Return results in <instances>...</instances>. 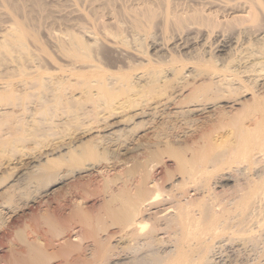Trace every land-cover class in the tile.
I'll return each mask as SVG.
<instances>
[{
	"label": "bare ground",
	"instance_id": "1",
	"mask_svg": "<svg viewBox=\"0 0 264 264\" xmlns=\"http://www.w3.org/2000/svg\"><path fill=\"white\" fill-rule=\"evenodd\" d=\"M15 1L17 2L18 0H6V3L4 0V2H1V4L5 3L6 5L7 3H9L11 4V7H13V9L20 8V10H22V8L19 7L22 6V3L19 1L21 4L19 5ZM30 1L33 6L36 5V7H38L39 3H41L40 0H28V2ZM69 1L71 2V0ZM174 1L175 0H173V2ZM177 1L180 0H176V2L174 3L172 2V0H156V2L152 4L153 6L155 5V7L156 5L158 6V11H164L161 16V18H164L163 20L160 19L162 22L160 25H163L165 30L168 29L182 33L183 31L188 32L189 30H191V28L194 29L191 26H193L195 22H189L190 13H187L186 11H183L186 12L185 15L178 13V8L176 7V5L178 6ZM113 2L114 0H102L103 5L108 6L113 4ZM147 4L149 6V3ZM147 4H145V6ZM173 4L176 5L174 6ZM103 5L101 4V9ZM8 6L9 5H7V7ZM97 6H99V4ZM142 6L141 8H138L140 10L132 9L134 10V14H131V8L130 12L127 6H121V8L119 7V10L116 11V17H114L115 15H112V17L116 19L118 18L117 14L123 15L126 12L127 14H130L129 17H132L131 21L133 24H131L134 26H131L134 29L136 28L135 30L137 31L135 33H138V31L142 29V27H144V29L146 28V31L148 25L149 27L150 25L152 26L151 23H153V18L157 16V13L160 15V12H156L154 9L155 7L151 8L146 6V8H144ZM162 7H165L163 11ZM187 7H189V5ZM97 8L96 10L99 11L100 9L98 10ZM109 8L112 9L111 7ZM190 8L191 7H189V9ZM11 9L12 8H9V10ZM114 9L117 10V8ZM195 9L194 11H196ZM11 11L16 12V10ZM111 12L113 13L114 10L112 9ZM242 12L243 13L238 12V14H235L232 17L233 20H236V18L244 19L246 15L249 14L247 13L244 15L245 12ZM101 13H103L102 10ZM254 15L255 14H253V16ZM87 16L81 17L80 19H78L80 20L78 22L73 20L74 23H69V27L68 30L66 29L67 32L65 34L63 42L62 44L60 43V49L65 56L63 74L60 75L59 73L60 76L57 75L58 77L56 76V78L54 76L52 77L51 75L41 76L37 72V69L39 68V62L37 65L34 64V66H30V63L29 67L26 66L29 68V70L27 69V72H25L27 73L26 78L21 79L20 82L17 81V87L21 91H26L27 89H31L35 86H44L45 82H49L51 83L50 85H52V91L56 93L55 96L57 97V99H61L64 94L65 96L67 94L65 100L73 101H80L81 99H84L85 101H95L97 99L112 100L114 98L123 96L125 98V102L127 103V105L123 106L124 108L135 106L136 101L140 102V100L142 101V103L144 101L149 102L147 100L151 99L149 98L150 96L155 99H159L164 96L163 98L157 100L152 107L138 108V111L133 115L136 116V118L148 116L154 119V117L159 114L161 116L163 115L162 118L164 120H169L167 129H169V131H172V133H166L163 135V137H161L162 134L160 133L161 135H158L159 133H157V131L154 135L158 139L155 144H163L164 147L168 146L169 149H167L170 151V147H172V145H174L175 143L177 145V142H180V139L182 137L181 135L174 133L175 129L179 128L181 124L182 126L187 125L186 127H188V124L193 123V120L197 118H195V116L193 117L194 114H202V116L203 114H205V116L208 117L207 115L209 113V108L211 109L213 105H218L216 101L225 100L221 99L222 97L228 98L229 94L234 89V84L238 82L239 78L244 77L246 82L252 83L254 87L257 88L255 89V91H252V95H254L256 91H264V51H250L251 53L248 52L249 54L244 51V53L239 54L227 65L223 66L224 72L221 73V75H219L220 71L218 70L207 73L205 77L215 78V84L224 86L219 90L210 91L215 93V95L213 94L210 96L208 93L209 88L208 90L203 91V89L207 86L203 84L195 85V83H193L196 80L200 79H197L199 75L194 72V70H196L197 68H195L194 66H190L189 68L185 69V63H183L182 61L190 60L192 62L191 59H185L184 57V59L182 60L179 59L177 55V61L175 53L171 54L172 58H161L160 56H162L163 51H159L161 47L159 48V42L157 43L155 42V40H153L154 42L152 43L151 48L153 51L147 58L131 59L129 54L126 56L125 53H122L123 50L121 51L120 49L114 47V43H116L115 40H119V44L123 43V45L127 41V39H123V37L121 36V32H123V29H120L119 25H117L120 23V19L123 18H118L117 21L115 19H111V22L113 21L114 23H108L109 25L116 24L115 27L118 26V29L112 27V30L114 31H111V29H108L111 27H108L105 29L102 28V30H104L102 31L98 28L102 33L98 34L99 30L94 31L96 29L93 28L96 24L98 27V23L92 24L91 22L94 16H91L92 19H90L91 17ZM84 18H86L87 22H91L89 23V25L91 24L90 26L94 25L92 27V31H89L91 29H89L88 27L87 30V28L85 27L88 23L86 22V20H84ZM96 19L93 21H97ZM202 19L204 20V18ZM83 20L87 24L84 25L85 22L83 23ZM194 20H196V18ZM253 20L254 19H252V21ZM198 21L201 22L202 20ZM14 26L15 25H9L6 30L7 36L2 35V38H0L3 39V41L0 43L4 45V48H7L11 44H15V47L16 44L22 45L25 34L28 33L23 30V28L17 30L14 28ZM101 27H106V25ZM13 32L15 34L11 35ZM260 32L261 31L257 32V35ZM29 34L30 33H28L27 35ZM8 35H11L10 39L6 38L8 37ZM33 35L30 36L33 37ZM84 37H86L87 40H85ZM177 37L178 39H180L178 34L176 36V40ZM180 40H178L177 42H179ZM1 44L0 46H2ZM119 44L117 45L116 43V46L118 47ZM107 47L113 48L111 49ZM119 48L123 49L121 46H119ZM131 48L133 49L135 48V46ZM224 48L225 46L224 44H222L219 51H223ZM106 49L109 52H105ZM109 49L111 51L113 49L117 50L118 53H120V55L124 57L122 58L120 56L122 59L120 58V65L117 67V71H112V67H110L109 65H104L105 67H102V54L110 53L111 51ZM131 53L132 52L130 49V54ZM181 54H184V52ZM30 59L31 58H29V60ZM132 69L133 71L131 73H125V71H123ZM188 78L194 80L192 84L188 83ZM119 81H122L121 87H123V89L119 91L112 89V87ZM7 83L8 82L5 83L4 81L2 85L0 84V90H4L9 87ZM168 87H174L175 89L171 93H167ZM74 90H78L77 96L72 94ZM179 90H189L188 95L186 97L184 96L185 98H177L179 95ZM10 91V93L14 92H12V90ZM243 92L246 91L244 90ZM262 96H264V93ZM183 103H185V106H178L179 104ZM257 105L258 106L256 110H254V112H252L250 116L248 115L246 117V126L243 125L239 129L235 131L233 130V132L230 131L226 134H218L219 131L217 132V130L215 131L214 129H212V131L208 132L207 134H205L206 132H204L203 134H200V136L198 135L199 137L197 138L196 136L195 138L193 137V140L190 142L189 147L187 144H183L184 146L181 147L182 149L179 148L181 151H177L179 150L178 147L181 146L179 142L177 145L178 147L174 145L175 149L177 148V150H175L176 152L172 150L173 154H170V151L166 150V152L169 153V158L173 156V158H171L174 159V161L176 160V165H179V167L181 168L184 166V168H180L181 170L179 169L181 174V183L171 184L172 189L173 187L175 188L177 186V188L180 189L179 187L183 186L184 189L181 191L178 190L177 192H175L172 189H168V192H166L163 185L165 181L164 179L160 182H157V180H155V182H152V184H150L151 168H153L154 165L156 167L158 163H155L157 161L154 160H150L149 162L148 159H151V157H149L148 155H143V153L145 152L144 150L142 152L143 157L141 156L143 161L142 159H140V161L138 158L140 157L138 153V156L137 154L132 155L131 158L128 157L127 159V157L122 158L121 156H119V154H121L122 152H114V154L112 151L115 149H113L111 151L113 155L110 152V155H112L110 157L113 161L110 162L113 163L117 161L121 162L122 165H125L131 161V164H129V166H127L125 169L126 173L124 172V174L126 175L123 176L125 179H122V177L113 179L111 177L109 178V182H111L115 186L111 191V194H109L110 196L108 197L111 198L110 200L112 201L117 200L120 202L119 205H117V208L115 207L114 210L112 209L111 212H109V216H111L112 219L111 217H109L111 221L109 220L110 223H108V225L106 226L109 227L111 225L113 227H117H114L115 230H113L112 232L109 231L110 233L106 230V235L104 237L93 239L95 242L94 246L96 245L95 247L97 249L94 248L96 249V251H94L91 247L87 248L88 255L91 259H89L86 264H106L107 262L108 264H259L255 262L253 258L248 259L247 257L249 256V254H252L250 252L256 248L260 239L262 238V236H264V99L259 100ZM118 108H121V106H119ZM29 111L33 112V110L26 109V113ZM37 112L38 111H35L31 114H36ZM3 113L5 112H1V114ZM133 115H130L125 119H131ZM56 116L59 118L55 119L53 122H51V124L53 125V127H56L57 129L60 127L62 131L66 132L64 134V137L69 136V142L66 144L63 142H57V145L55 143L51 144L52 148L50 152L47 153V155H58L49 162L45 160V165L48 164L47 167L49 168V170L43 174L41 172L43 171L44 167L39 166L34 169H32L31 167L32 171L30 172H32L33 174L29 176V181L25 184L21 183L20 185L12 186L11 189L8 190V197H6L5 199H1L0 201V229L2 230V228H5V231L7 230L5 233H3V236L12 233L10 228H16L20 226H22L23 230H26V234L24 236H26L27 234H30L32 236V240L24 237L26 238V240H24L23 246H15L14 244L9 245V258L8 260H6V264H50L49 261L55 258L54 252L50 251L51 249H54L53 242H51L52 238H60L62 236L68 235V233L72 231L71 221L73 219V214H66L65 209L69 206L73 194H76L81 189L83 190L87 183L68 185V187L61 189L60 191H56L57 193L54 191L55 197L53 198L55 201V205L53 207H51L50 209H45L44 211L38 210L35 215L32 214L33 216H28L29 219L27 218L25 220H22L21 218H19L21 219L20 221L15 219L18 224L16 223L14 225L11 224L9 226H5V223L11 216V214L16 213L22 206V204L23 206H28L27 201L23 200L22 195L26 196L29 193L30 195L34 193L35 196L31 195L32 200H35L36 198L38 199L41 197L43 191L47 190L48 187L66 179V176H71L77 172L94 169L95 165L92 162L86 163L85 160L83 164L80 161V163L82 164L80 166L74 165L77 163V161L74 164L72 163L73 165H71L70 163L74 162L77 157H80L86 151H88V153H91L93 150L95 151L96 149L100 148V144H106L112 147H122L125 142L123 138L121 139L118 137V134L120 132L119 130H125L123 132L126 133L130 138L134 135L133 132L138 128L140 122H149L145 119L144 121L138 120L125 129H113L111 128V125L105 123V117L101 119L99 118V114L95 112V107L79 108L78 110L72 111L64 116ZM220 116L223 115L221 114ZM203 118L205 117L203 116ZM33 122L35 121L32 120V123ZM97 122H103L101 124L102 126L98 125L96 127L95 125ZM97 128H102L104 129V131L91 143L79 142V144L76 145V142L73 141L75 136H72L76 131H79V133H89L90 131L95 132ZM213 128L215 127L213 126ZM249 128L257 130V135L253 139L251 145L247 144L246 142L247 138L249 137V133L243 131ZM185 132L186 131L181 134L184 135ZM158 136H160L164 140H162L160 137L158 138ZM185 136H183V138ZM146 142L147 140L144 142H139L138 144L133 145L132 148L130 146V150L132 149L131 151L135 152L137 150H140L141 148H144L147 151L149 150V145H153ZM223 142H226L230 149L212 152V150L210 151V149L212 148H210L209 146L210 149H206V152L204 154L203 149L208 146L207 144L212 143L211 145L218 147L221 143L223 144ZM159 146L160 145H157V147ZM241 146H243L241 154L238 156H233V153L239 150ZM64 149H66V151H63ZM121 149H124L123 154L125 153L126 149L128 150V148L126 147H122ZM215 149L216 148H214L213 150ZM187 150H189V156L185 155ZM208 151H210L211 153H209ZM207 152L208 154H206ZM146 153L148 154L149 152L147 151L145 152V154ZM110 162L108 161V163ZM60 163H67V167L70 166L62 174H60L58 167ZM112 163L111 165L109 164L110 166H106L110 168L111 166H113ZM186 165H189V167H187ZM71 166L73 167L71 168ZM107 171V169H104L103 171L99 170L98 172L106 175ZM166 173L168 174V172ZM170 178L171 177H169V180ZM166 181H168V179ZM228 184L232 188L234 187L235 190H233L234 192H236L235 195L231 196V198L228 199L227 205H224L225 207L223 206L224 203L222 204L224 211L222 210V212H219V209L221 207H218V210H216L213 204L214 201L213 203L211 201L210 205L209 199H212L211 195L215 196L216 194L214 192L212 193L213 189H216V187H218L221 190L226 186L229 187ZM164 192L168 194V197L166 198L171 199L169 203H171L170 207L172 208H168L172 210L168 209L169 211H165V209L167 208L159 209L161 204L157 202V199H159L157 198V196H161V194H164ZM222 196L220 194L221 198ZM164 200L166 201V199ZM20 203H22L21 206ZM220 204L217 203V206ZM73 205L77 208V211L79 213L84 212L81 209L80 201H73ZM105 218L108 219L107 216ZM44 225H48V227L45 229ZM51 228L55 229V231H51ZM105 229L106 228H104V230ZM47 236H51V241H49ZM110 239H113L114 242L110 245L108 244L109 248L105 247L106 243L110 241ZM83 240V236L81 237L80 234H77L69 241L67 240L68 242L65 241L63 245H60L59 249H67L70 247L79 250V248L82 247L80 242ZM226 241L229 242V245H231L233 249V256L235 257L230 258L232 259V261L229 259L231 254L227 255L224 251Z\"/></svg>",
	"mask_w": 264,
	"mask_h": 264
},
{
	"label": "rangeland",
	"instance_id": "2",
	"mask_svg": "<svg viewBox=\"0 0 264 264\" xmlns=\"http://www.w3.org/2000/svg\"><path fill=\"white\" fill-rule=\"evenodd\" d=\"M19 1L22 3V6H19L21 5ZM40 1L41 3H39L38 7H36V5L33 6L31 1L28 2V0H18L17 2L15 1L17 4H19L18 6L21 7L22 10H20L19 7H18L19 9H13V7H11V4L9 3L5 5L6 0H5V3H2V4L1 2H4V0L0 1V4H1L0 5V38H2L1 37L2 35L7 36L6 30L9 25L10 26L15 25L14 28L17 30L23 28V30L30 33L29 35H27L28 33L25 34L22 45L16 44V47H15V44H11L7 48L6 47L4 48V45L0 43L2 45L0 46V84L2 85V83H4L5 81V83L8 82L7 84L9 85V87H7L6 89L0 90V201L1 199H5L6 197H8V190H10L12 186L20 185L21 183L25 184L26 182H28L29 176L33 174L32 172H30L32 171V169L39 167V166L44 167L43 171L41 172L43 174L49 170V168L47 167L48 164L45 165L46 163L45 160L49 162L50 160L54 159L55 156L58 155V154L47 155V153L50 152L52 148L51 144L53 143L56 144L57 142H60V143L63 142L66 144L69 142L70 140L69 136L64 137V134L66 132L62 131L60 127L58 129L56 127H53V125L51 124V122L59 118L56 115L64 116L72 111L78 110L79 108L95 107V112L99 114V118L101 119L105 117V123H107L108 125H111V128L113 129H125L126 127H128L134 122H137L138 120L144 121L145 119L149 121L148 123L140 122V124L141 123L142 124L141 125L139 124L140 126L138 125V128L133 132L134 135L131 136L130 138L128 137L126 133L123 132L125 130H119L120 132L118 134V137L121 139L123 138L125 142L122 147L128 148V150L126 149L124 154H123L124 149H121L122 147H117V146L112 147L106 144H100V148L96 149L95 151L93 150L91 153H88V151H86L83 155H81L80 157H77L76 158L77 160L75 159L74 162L70 163L71 165H73L77 161L76 164L78 165L76 164L74 165L80 166L83 164L85 160L86 163L92 162L95 165L94 169L77 172L71 176H66V179L62 180L61 182L57 184H54L48 187L47 190L43 191L42 193L43 196L41 194V197L38 199L36 198L35 200L34 199L32 200L31 195L35 196L34 193H32L31 195L29 193L26 196L22 195L23 200L27 201L28 206H23V204L20 203V206L22 204V206L19 208L20 210L18 209L16 213L11 214V216L8 218V220L5 223V226H9L11 224L14 225L17 223L16 220L20 221L21 219L22 220H25L27 218L29 219L28 216L35 215V213H37L38 210L44 211L45 209H50L51 207L55 205V201L53 198L55 197L54 191L55 192L60 191L61 189L68 187V185H73L77 183H87L84 189L83 190L81 189L82 191L79 190L78 191L79 193L77 192L76 194H73L72 200L69 203V206L66 207L65 209L66 214H73L72 215L73 219L71 221L72 231L68 233V235L62 236L60 238L53 237L52 241L50 238L51 236L50 237L47 236L49 241L53 242L54 249L53 250L51 249L50 251L54 252V255H55V258L51 260L52 262L49 261L50 264H86V262L89 261V259H91L90 256L88 255L87 248L91 247L93 248L94 251H96L97 249L95 247L96 245L94 246L95 242L93 239L94 238L99 239L100 237H104L106 235V230L107 232L109 231L112 232L117 227V226L116 227L114 226L115 227L114 228L110 224H109L110 225L109 227L106 226L111 221L109 218L111 217L109 216L110 215L109 212H111L112 209L114 210L115 207L117 208L118 207L117 205H119V202H120L117 200L112 201L110 200L111 198L108 197L110 196L109 194H111V191L113 190L115 186L114 184L109 182V178L111 177L113 179L117 177H122L123 179L124 178L123 176L126 175L124 174V172L126 173L125 169L127 166H129V164H131V161L125 165H122L121 162H117V161L113 163L110 162V161H113L110 156H112L114 152L115 153L122 152L121 154H119V156H121L122 158L127 157L128 159V157L131 158L132 155H136L137 153L141 157L143 150L145 152L148 151L149 152L148 154L147 153L145 154L144 152L143 155H148L149 157H151V159L148 157L149 162L150 160L151 161L154 160V161H157L155 163H158L156 167L154 165L155 168L154 167L151 168L150 184H152V182H155V180H157V182H160L161 180L164 179L165 181L163 185H164L166 192H168L167 191L168 189L169 190L172 189L171 184L181 183V179H180L181 174L179 171L181 167H179V165H176V162H175L176 160L174 161V159H172L173 156L170 155L172 158L171 157L169 158V153L173 154L172 150H174V152H176L175 150H177V148L175 149V146H174L176 145V143L172 145V147H170L171 151L168 150L169 149L168 146L164 147L163 144L162 145L158 143L155 144V142L158 140L154 135L156 134L155 132L158 131L157 132L159 133L158 135L162 134L161 137H163V135L166 133L167 134L172 133V131H169V129H167L169 120H167L168 121L167 122L166 120L162 118L163 115L161 116L159 114L156 117H154V119L152 117L151 119L148 116L136 118V116L133 115L138 111V108L152 107L153 104L157 100L163 98L164 96L159 99H155L150 96L149 98L151 99L147 100L149 102L144 101L142 103V101L140 100L141 103L139 101H136L135 106L124 108L123 106L127 105V103L125 102V98L123 96L114 98L112 100L97 99L95 101H85L84 99H81L80 101H76V100L73 101V100H65V97L67 96V94L66 96L64 94L61 97V99H57V97L55 96L56 93L52 91V88H51L52 85H50L51 83L49 82H45L44 86H35L31 89H27L26 91H21L17 87V83H18L17 81L20 82L21 79L26 78L27 73L25 72H27V69L29 70L28 67L30 63H31L30 66L32 65L34 66V64L37 65L39 62L38 64L39 70L37 69V72L41 76L51 75L52 77L54 76L56 78L57 75L60 76L63 74L65 56L60 49L61 48L60 43L62 44L65 34L69 27L68 25L69 23L73 22V20L78 22L80 21L78 19H80L81 17H85L87 15H88L87 17L94 16L93 20H95L96 17L98 16L99 18L97 17L96 19L98 22L93 21V20L91 21L90 19H92V17L90 19L88 18L92 22V24L98 23V27H97V24L95 26L93 25L94 27L90 26L91 24L89 25V23L91 22H87L86 18H84V20H86L88 24L84 20H83V23L85 22L84 25L87 24L85 26L86 28L88 27L89 29H91L89 31L93 30L92 27L96 29L94 31H97L99 29L102 30V28L105 29L108 27H111L108 29H111V31H114L112 30L113 29L112 27H115L116 24L114 25H109V24H112L113 22V21L111 22V19L112 20L115 19L112 17V15L114 16L116 14V11L119 10V7L121 8V6H127L130 11V8L131 10L132 9L135 10V9H138L139 7L141 8L142 5H143L142 7L146 8V6H148L147 3H149L148 7L154 8L155 5L153 6V4L154 2H156V0H148V1L138 0L139 2L136 0H127V1L114 0L113 2L114 5L111 4L110 6L103 5L102 0H98V2L97 0H92V2L91 0H88V1L87 0L86 1L85 0H81V1L71 0V2L69 0H40ZM180 1H177L178 6L175 4L178 9L176 7L175 8L177 9L178 13H181L183 15H185L186 12L190 13L189 22H193V23L195 22V24L191 26L194 29L191 28V30H189L188 32L183 31V33L175 32V31L168 30V29L165 30L163 25H160L162 23L160 19L163 20L164 18V17L161 18V16H162V13H164L163 10L165 7L164 8L162 7L163 12H160L158 11L159 9H158V6L156 5L157 8L155 7L154 9L156 12H160V15L158 13L156 14L157 16L153 18L154 19L152 21L153 23H151L152 26L150 25L149 27L148 25L146 31H145L146 28L144 29V27H142V29H140L139 30L140 32L138 31V33H135L137 30H135L136 28L134 29L132 27L134 25H132L133 24L131 21L132 17H129L130 14H127L125 12L126 14L125 13H124L125 15L123 14L124 18H123V15L117 14L118 15L117 17L119 19L123 18V19H120V23L117 25H119L120 29H123V32H121V36L123 37V39L124 38L127 39V41L125 40L126 43L123 45V43L119 44L120 43L118 42L119 40L118 41L115 40L117 45L119 44V46H121L123 49L119 48V46L117 47L116 43H114L115 46L114 45L113 46L116 47L117 49H120L121 51L123 50L122 53H125L126 56L129 54L131 59H141V58H147L150 55V53H152L153 51L151 49L152 43L154 42L153 40H155V42L157 43L159 42L158 43L159 48L161 47L159 51L161 52L163 51L162 56H160L161 58H166V59L172 58L171 54L175 53L177 61H178L177 55L179 59H182V60L184 59V57L185 59H191L192 62L190 60L182 61L183 63H185L184 64L185 69L189 68L190 66H194L195 68H197L196 70H194V72L199 75L197 79L198 78L200 79L193 82L194 81L193 79L188 78L187 79L188 83L192 84L193 82L195 83V85L203 84L207 86L203 89V91L204 90L206 91L209 88V91H208L209 95L210 96L213 94L215 95V93L210 92V91L219 90L224 86L215 84V81H216L215 78L205 77L207 73L218 70L220 71L219 75H221V73L224 72L223 66L227 65L232 59L237 57L239 54L244 53V51L246 53L250 51L251 52H254V51L263 52L264 51V33H263L264 32V11H263L264 10V0H259V1L257 0L255 1L254 0H195V1L194 0H190V1L182 0L183 3L182 1L181 2ZM250 1H252L253 3ZM122 2H124L125 4ZM174 2H176V0ZM254 2H257L258 4ZM98 4L100 7L97 6ZM101 4L103 5L102 9H101ZM145 4L147 5L145 6ZM7 5H9L10 7L9 6L7 7ZM188 5L189 7H191L190 9L189 7H187ZM104 6L105 7L108 6V7L105 8ZM109 7H111L114 10L113 13L111 12L112 9H110ZM113 7L117 8V10H115ZM9 8H12L11 10H16V12L9 10ZM96 8L98 10L100 9L99 10L100 12L97 11ZM194 9L197 12L194 11ZM101 10L103 13H101ZM134 10H132V12L130 11L131 14H134ZM241 10L245 12L244 15L249 13L250 10L251 11L249 14L246 15L247 18L244 16L246 19L236 18V20H233L232 17L235 14H238V12L243 13ZM183 11H186V12H183ZM95 12L98 14H96ZM253 14H255L254 16H256L257 18L254 17ZM250 15H252L253 18ZM114 17H116V15ZM118 18H116L115 20L117 21ZM195 18L196 20H194ZM202 18H204V20ZM252 19H254L255 21L254 20L252 21ZM121 20L122 21L124 20V21L122 22ZM198 20H202L203 23L202 21L200 22ZM105 25L106 27H101ZM115 28L118 29V26H116ZM100 30L98 31L99 33L98 32L96 33L102 34ZM259 31H261L260 33L262 34L258 33L257 35V32ZM14 34L15 33L13 32L11 35H14ZM177 34L179 35V38L181 40L178 39V37L176 40ZM11 35H8V37L6 38L10 39ZM30 35H33V37ZM84 39L87 40L86 37H84ZM0 40H1L0 42L3 41V39H0ZM178 40H180L179 41L180 43L182 41V43L180 44L179 42H177ZM222 44H224L225 48L223 51H219ZM134 46L135 48L132 49L131 47H134ZM107 48L112 49L113 47H107ZM129 48L131 49V52H132L131 54H130ZM114 49L112 51L109 49L111 51L110 53L103 52L104 54H102L103 55L102 67H105L104 65H109L110 67H112L111 68L112 71H117V67L120 65V58L122 56L120 55V53H118L117 50H114ZM107 51L108 50L106 49L105 52ZM183 52L184 54H181ZM29 58H31L30 60H33V61H30ZM123 71H125V73L126 72L131 73L133 69L123 70ZM121 86H122V81H119L112 87V89L119 91L123 89V87ZM174 89H175L174 87H171V88L168 87L167 93L168 92L171 93ZM255 89L257 88H255L252 83L246 82L244 77L239 78L238 82L234 84V89L229 94V97L228 98L222 97L221 99H225V100H218L216 101L218 105H213L211 109L209 108V113L207 115L208 117H206L205 114H203L205 118H203L202 114H199V115L194 114L193 117L194 116L195 118L197 117L198 118V119L196 118L197 120L194 119L193 123L188 124V127H186L187 125L182 126L181 124L179 128L175 129L176 132L174 131V133L182 136L181 137L182 140L180 139V142L178 141L181 146L178 147L177 146L178 142H177L176 147H178L179 149L184 146L183 144H187L189 147L190 142L193 140V137L195 138L196 136L197 138L200 136V134H203L204 132H206L205 134H207L208 132L212 131V129H214L215 131L217 130V132L219 131L218 134H223V133L226 134V133H229L230 131L233 132V130L235 131L239 129L243 125L246 126L247 124L246 117L248 115L250 116V114L254 112V110H256L258 106L257 105L258 101L261 99H264V96H262L264 91L262 92L256 91L254 95H252L253 93L252 91H255ZM10 90L14 92L10 93L11 92ZM244 90L246 92H243ZM77 91L78 90H74L72 94L77 96L78 95ZM188 91L179 90V95L177 98H180V97L183 98L184 96L186 97L188 95ZM119 106H121V108H118ZM178 106L183 107L185 106V103L179 104ZM26 109L33 110V112L29 111L26 113ZM35 111H38V112L36 114H31V113H34ZM1 112H5V113L1 114ZM221 114L223 116H220ZM130 115H133L131 119H125V118H128V116ZM32 120H34L35 122L32 123ZM102 123L97 122L95 126L96 127L98 125L102 126L101 125ZM213 126L216 129L213 128ZM160 129H162L163 131ZM103 131L104 129L102 128H97L95 132L90 131L89 133H79V131H76L74 135L72 136V137L75 136L73 141L76 142V145L79 144V142L91 143ZM184 131L186 132L184 135H182L181 133H184ZM243 131L249 133V137L247 138L246 142L247 144L251 145L253 139L257 135V130L249 128ZM183 136L185 137L183 138ZM159 137L160 136H158V138ZM146 140L148 144L153 145V146L149 145L150 146L148 148L149 150L146 151V149L144 148H141L140 150H137L135 152L131 151L132 149L130 150V146L132 148L133 145H136L139 142H144ZM211 144H207L208 145L206 146L207 148L204 146L205 147V149H203L204 154L206 152L205 150L208 149L209 146L210 148H212V149L209 148L210 151L212 150V152L224 151V150L230 149L226 142L225 143L223 142V144L221 143L220 144L221 146L219 145L220 147L213 146ZM157 145H160V146L157 147ZM255 145H258V144H255ZM104 146H107V147H104ZM157 148H160V149H157ZM214 148L216 149L213 150ZM242 149H243V146H241L239 150L235 151L233 153V156L240 155L242 152ZM166 150L170 152L168 153L166 152ZM63 151H66V149H64ZM177 151H181V150L179 149ZM210 151L208 152L211 153ZM110 152L112 153V155H110ZM208 152L206 154H208ZM188 154H189V150L186 151L185 155L189 156ZM140 157H138L139 160L142 159L143 156L141 158ZM80 161L82 164L80 163ZM108 161L110 163H108ZM111 163L113 164V166H111L110 168L106 166L109 164L111 165ZM186 166L189 167V165H186ZM58 167H59L60 174H62L70 166L67 167V163H60ZM72 167L73 166H71V168ZM182 168H184V166ZM104 169L108 170L106 175L98 172L99 170L103 171ZM166 172H168V174ZM169 177H171L170 180H169ZM166 178L168 179V181H166L167 180ZM177 187L175 188L173 187L172 190L177 192L178 190L181 191L184 189L183 186L179 187L180 189H178ZM230 187L231 186L229 187L226 186L225 188L221 190L220 188L216 187V189H213L212 191V193L214 192L216 194L215 196L211 195L212 199L211 198L209 199L210 200L209 203L211 201L213 203L214 201L213 204L216 210H218L217 209L218 207H221L220 208L221 210L219 209V212L220 211L222 212V210L224 209L223 206L225 204L227 205L228 199H230L231 196L235 195V192H236V191L234 192L235 188L234 187L230 188ZM166 192H164V194L162 193L161 196L160 195L157 196V198H159L157 199V202L161 204L159 209L167 208L165 209V211L172 208L170 207L171 203H169L171 199L166 198L168 197V194H166ZM220 194L221 196L223 195L222 198L220 197ZM164 199H166V201ZM215 200H216V203H215ZM73 201L74 202L80 201L81 209L84 211L83 213H79L77 211V208L74 207L73 205ZM217 203L218 204L221 203V204L217 206ZM106 216L108 219L105 218ZM44 227L46 229L48 225H44ZM104 228L106 229L104 230ZM10 230L12 231L11 234L3 236V233H5L7 230L5 231V228L4 229L2 228V230L0 229V242H1L0 244V264H6L5 262H7L6 260H8L9 258V250H8L9 245L14 244L15 246H23L24 240H26V238L24 237H27V239L32 240V236L30 234H27L26 236H24L26 234V230H23L22 226L16 227V228H10ZM51 231H55V229L51 228ZM77 234H80L81 237L83 236L84 238V240L80 242L82 247L79 248V250H76L70 247L67 249H59L60 245H63L65 241L67 240L69 241ZM263 238L264 236H262V238L260 239L259 243L257 244L256 248L253 251L250 250L251 251L250 253L252 254H249V256H247L248 259L253 258V260L259 264H264V257H263L264 256V239ZM113 239H110V241L106 243L105 247L109 248L108 244L110 245L111 243H113L114 242ZM225 244H226L224 246L225 253L227 255L231 254L229 259L231 257L234 258L235 256H233L234 253H233V249L231 245H229V242L227 241L225 242ZM259 257L260 258L262 257V258L260 259ZM80 259L82 261L84 260L83 261L84 263ZM230 260L232 261V259ZM106 264H108V262Z\"/></svg>",
	"mask_w": 264,
	"mask_h": 264
}]
</instances>
